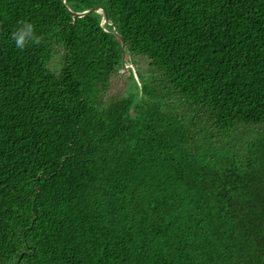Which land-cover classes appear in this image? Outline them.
<instances>
[{"label":"trees","instance_id":"obj_1","mask_svg":"<svg viewBox=\"0 0 264 264\" xmlns=\"http://www.w3.org/2000/svg\"><path fill=\"white\" fill-rule=\"evenodd\" d=\"M0 264H264V0H0Z\"/></svg>","mask_w":264,"mask_h":264},{"label":"rangeland","instance_id":"obj_2","mask_svg":"<svg viewBox=\"0 0 264 264\" xmlns=\"http://www.w3.org/2000/svg\"><path fill=\"white\" fill-rule=\"evenodd\" d=\"M128 72L127 69H123L110 77L109 84L104 92L105 99L112 95H123L129 91V81L125 77Z\"/></svg>","mask_w":264,"mask_h":264},{"label":"clouds","instance_id":"obj_3","mask_svg":"<svg viewBox=\"0 0 264 264\" xmlns=\"http://www.w3.org/2000/svg\"><path fill=\"white\" fill-rule=\"evenodd\" d=\"M29 38H33V43H38L39 37H34V25L30 22L25 23L21 28L13 33L16 47L22 49Z\"/></svg>","mask_w":264,"mask_h":264},{"label":"water","instance_id":"obj_4","mask_svg":"<svg viewBox=\"0 0 264 264\" xmlns=\"http://www.w3.org/2000/svg\"><path fill=\"white\" fill-rule=\"evenodd\" d=\"M63 2H64V4H66V0H63ZM68 10L71 12V14L76 15V16H83L86 13L91 12V11H95V10L102 11L103 12V21H108L107 12H106V10L102 6H94V7H91L89 9H86V10H83V11H80V12L73 11V10H71L69 8H68ZM115 32H116V30H115ZM117 35L121 39L122 49H123V57H124V41H123V38L118 33H117ZM124 69H126V65L125 64H124Z\"/></svg>","mask_w":264,"mask_h":264}]
</instances>
